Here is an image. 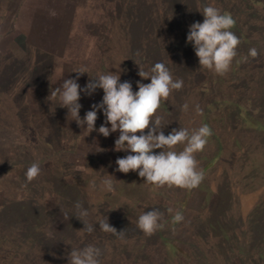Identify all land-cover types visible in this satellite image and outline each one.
Returning a JSON list of instances; mask_svg holds the SVG:
<instances>
[{
    "label": "rangeland",
    "instance_id": "rangeland-1",
    "mask_svg": "<svg viewBox=\"0 0 264 264\" xmlns=\"http://www.w3.org/2000/svg\"><path fill=\"white\" fill-rule=\"evenodd\" d=\"M47 1L0 0V264H68L71 248L88 244L102 250L101 264H264V0H53L54 55L18 35L46 17ZM208 4L232 15L240 39L223 75L200 67L185 42ZM250 48L258 55L242 60ZM157 62L183 81L158 109L160 130L204 123L212 130L195 154L203 179L192 189L154 187L136 172L115 171L117 157L127 155L113 151L119 132L85 136L50 96L80 67L88 71L81 86L119 66L135 91L136 81L149 82L138 66L146 71ZM102 95H81V118ZM33 162L40 173L29 181ZM107 174L114 191L89 188ZM76 202L89 210V223L107 217L124 238L98 224L81 235ZM153 208L162 213L160 227L145 235L137 218ZM175 211L184 219L174 224Z\"/></svg>",
    "mask_w": 264,
    "mask_h": 264
},
{
    "label": "clouds",
    "instance_id": "clouds-1",
    "mask_svg": "<svg viewBox=\"0 0 264 264\" xmlns=\"http://www.w3.org/2000/svg\"><path fill=\"white\" fill-rule=\"evenodd\" d=\"M202 22H194L188 26L186 43H190L198 58L200 67L210 70L217 75L225 74L237 56L239 37L231 31L235 20L230 13H223L211 4L203 7ZM55 15L53 11L51 13ZM258 55L255 48H250L248 57ZM120 65V64H119ZM98 73L81 86L78 83L81 74H88L86 67L74 70L76 75L61 79L57 87L52 89L50 96L58 101V106L67 110L71 115V121H75L78 127L85 129L87 136L95 131L107 138L110 133L119 132L114 140L113 151L124 152L127 155L117 157L116 169L120 173L127 174L129 171L144 178V182L154 187L175 186L184 189H192L201 183L203 172L198 170L195 154L202 151L212 135L208 124H201L196 128L178 127L172 129L167 135L161 130L163 117L158 115L162 101L167 100L172 90H179L183 86L181 79H173L168 67L157 62L148 70H141L138 66V76L141 80L147 79L148 83L136 81V90L130 81H121V70ZM97 89L102 90L103 95L99 102L90 105L81 118L82 108L81 95L92 96ZM188 110V104L182 106ZM196 111L202 110L197 106ZM98 112L104 120L99 127L95 122ZM151 125V126H150ZM145 129L147 132L145 133ZM183 145L182 150L177 151L176 146ZM159 150V151H154ZM40 173V166L33 162L26 170V177L30 181ZM115 177L107 174L99 182L93 179L89 182L91 190L102 192L114 191ZM75 218L81 221L83 228L81 235L91 234L98 224L101 231L112 233L119 239L124 238L123 230L117 231L112 227L107 217L100 219L96 224L89 223L87 217L89 210L79 202L74 205ZM172 212V209L168 210ZM162 213L158 209H150L142 212L137 218V227L145 234L151 235L160 227ZM181 211H175L172 222L183 221ZM102 250L88 244L83 247L71 248L68 254V264H101Z\"/></svg>",
    "mask_w": 264,
    "mask_h": 264
},
{
    "label": "trees",
    "instance_id": "trees-1",
    "mask_svg": "<svg viewBox=\"0 0 264 264\" xmlns=\"http://www.w3.org/2000/svg\"><path fill=\"white\" fill-rule=\"evenodd\" d=\"M61 1H65L66 2V0H61ZM54 2L55 1H53V0H48L47 1V8L45 9L46 10L45 11L46 17L44 19H42L43 15L41 14L39 16L40 19L34 18L33 25H32V30L30 29V32H28V34H27L28 41L30 43H32V44L35 43L33 41V37H32L34 35L33 34V29L40 24L38 30L42 29V31H41V34L39 35V40H38V43H37L38 47L43 49V50H45V51H47V52L52 53L53 55H54L53 41H50L49 39H52V37L54 35L53 32L51 31L52 30L51 28L54 27L53 26L54 21H52L50 23V21L48 20V16H50V15H48V13L49 12H53V10H55L56 5H53V4H55ZM73 5L76 6V3L73 2ZM188 5L190 7V4H188ZM190 10H191V7H190ZM55 13H57V12H55ZM59 28H61V25H60Z\"/></svg>",
    "mask_w": 264,
    "mask_h": 264
},
{
    "label": "crops",
    "instance_id": "crops-1",
    "mask_svg": "<svg viewBox=\"0 0 264 264\" xmlns=\"http://www.w3.org/2000/svg\"><path fill=\"white\" fill-rule=\"evenodd\" d=\"M16 11V10H15ZM14 11V12H15ZM12 14H14V13H12ZM13 16V15H12ZM32 30V27H30V24H29V30ZM35 29V28H34ZM29 30H21V31H19V33H18V35L19 34H23L24 35V37L27 39V41H28V36H27V34H28V32H26V31H29ZM41 31H42V29H40V30H35V31H33V32H35V37L37 38V43H38V39H39V35L41 34ZM29 42V41H28ZM30 43V42H29ZM36 42L35 43H30V44H32V45H34L35 47H38V44H37ZM8 51H10V50H8ZM21 51H22V49H21ZM7 52V50L5 51V53ZM18 56H20V55H18Z\"/></svg>",
    "mask_w": 264,
    "mask_h": 264
}]
</instances>
